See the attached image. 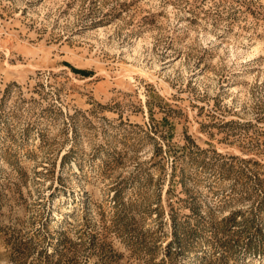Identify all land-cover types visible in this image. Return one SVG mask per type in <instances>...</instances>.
I'll return each instance as SVG.
<instances>
[{
    "label": "rangeland",
    "instance_id": "1",
    "mask_svg": "<svg viewBox=\"0 0 264 264\" xmlns=\"http://www.w3.org/2000/svg\"><path fill=\"white\" fill-rule=\"evenodd\" d=\"M231 213L264 235V0H0V264H264Z\"/></svg>",
    "mask_w": 264,
    "mask_h": 264
},
{
    "label": "trees",
    "instance_id": "2",
    "mask_svg": "<svg viewBox=\"0 0 264 264\" xmlns=\"http://www.w3.org/2000/svg\"><path fill=\"white\" fill-rule=\"evenodd\" d=\"M174 220V218H173ZM175 222V233L174 238L170 240L169 245L176 242L178 244H182L183 241L186 240L187 236H189L190 232H194L195 228H191L189 230V233H186L185 235L178 234V230L176 228V221ZM250 222L249 219H245V221L241 224V222L236 221V215L233 213L227 215L223 219V225L221 228H217L216 232V242L223 246L225 250H232V247L234 248L236 245L243 242L242 237L243 234H247L246 242H244V245L247 249V251L251 254H258L261 256H264V235L261 233V230L255 229L252 231V226H249L248 223ZM242 225H248L247 229H241ZM221 232L222 235H219ZM244 238V237H243ZM222 257H225L222 255Z\"/></svg>",
    "mask_w": 264,
    "mask_h": 264
}]
</instances>
